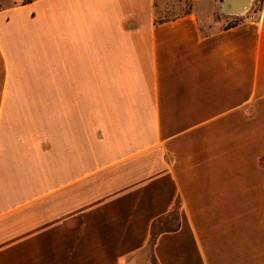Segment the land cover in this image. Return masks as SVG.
Masks as SVG:
<instances>
[{"label": "crops", "instance_id": "obj_1", "mask_svg": "<svg viewBox=\"0 0 264 264\" xmlns=\"http://www.w3.org/2000/svg\"><path fill=\"white\" fill-rule=\"evenodd\" d=\"M251 4L0 0V264H264Z\"/></svg>", "mask_w": 264, "mask_h": 264}, {"label": "rangeland", "instance_id": "obj_2", "mask_svg": "<svg viewBox=\"0 0 264 264\" xmlns=\"http://www.w3.org/2000/svg\"><path fill=\"white\" fill-rule=\"evenodd\" d=\"M261 0H252V4L250 6L249 14L255 15L260 6ZM221 4V0H154V6L156 8V17L157 18H171L177 15H180L190 9L198 10L201 12V18L204 19V14L206 16L208 13H211L212 17L209 21H213V23H209V21L204 22V27H207V22L211 24V26H224L228 23L233 22L235 19H241L243 16L233 14V15H225L219 11V6ZM205 20V19H204ZM202 20V21H204ZM215 22L217 24H215ZM207 30V29H206Z\"/></svg>", "mask_w": 264, "mask_h": 264}, {"label": "water", "instance_id": "obj_3", "mask_svg": "<svg viewBox=\"0 0 264 264\" xmlns=\"http://www.w3.org/2000/svg\"><path fill=\"white\" fill-rule=\"evenodd\" d=\"M250 0H221L219 11L225 15L238 14L244 11Z\"/></svg>", "mask_w": 264, "mask_h": 264}, {"label": "trees", "instance_id": "obj_4", "mask_svg": "<svg viewBox=\"0 0 264 264\" xmlns=\"http://www.w3.org/2000/svg\"><path fill=\"white\" fill-rule=\"evenodd\" d=\"M262 1V0H261ZM261 1H260V3H261ZM239 20V19H238ZM238 20L237 19H235L233 22H231V23H228L225 27H229V26H231V25H234V24H236L237 22H238Z\"/></svg>", "mask_w": 264, "mask_h": 264}]
</instances>
